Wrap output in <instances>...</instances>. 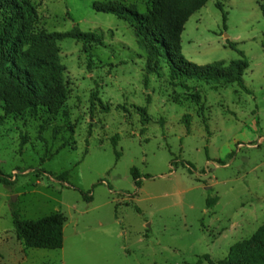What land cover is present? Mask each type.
Returning a JSON list of instances; mask_svg holds the SVG:
<instances>
[{
	"label": "rangeland",
	"instance_id": "rangeland-1",
	"mask_svg": "<svg viewBox=\"0 0 264 264\" xmlns=\"http://www.w3.org/2000/svg\"><path fill=\"white\" fill-rule=\"evenodd\" d=\"M30 1L37 32L77 27L103 40L58 43L68 96L56 115L0 108V171L14 182L0 183V264H218L264 250V0H213L182 35L188 63L245 60L246 89L173 80L166 63L149 73L129 23L93 9L113 1L143 13L150 0ZM207 199L218 202L207 209ZM14 209L22 220L62 214L63 249L27 248Z\"/></svg>",
	"mask_w": 264,
	"mask_h": 264
},
{
	"label": "trees",
	"instance_id": "trees-1",
	"mask_svg": "<svg viewBox=\"0 0 264 264\" xmlns=\"http://www.w3.org/2000/svg\"><path fill=\"white\" fill-rule=\"evenodd\" d=\"M211 1L213 0H150L143 13L136 5L126 6L113 1L96 2L93 9L129 23L140 48L146 53L149 73L157 72L161 64L166 63L173 80L182 78L236 84L246 89L244 75L249 65L245 60L232 61L229 66L218 63L200 67L188 63L183 56L182 35L187 22ZM216 7L223 15L226 27L228 14L224 5L218 2ZM0 12V108L5 111L6 116L27 111L37 115L41 109L56 115L68 96L64 69L59 64L58 43L72 39L91 49L102 43L103 36L96 32L84 33L77 27L68 33L37 32L35 27L38 12L30 0H0ZM231 48L235 46L231 45ZM104 110L108 112L109 108ZM136 110L146 125V108ZM184 120L189 126L190 117L186 116ZM57 133L55 131L54 134ZM111 140L113 146L117 147L120 137L116 135ZM120 157L121 153L117 152V158ZM131 173L135 186L139 187L138 169L134 168ZM57 179L68 183L70 174L64 172ZM0 183L9 187L14 185L12 177L5 176L1 171ZM84 199L92 201L88 195H84ZM217 202V199H207V209L214 207ZM12 217L16 237L27 248L50 251L63 249L65 218L62 214L49 215L39 220H22L14 209ZM202 259L210 261L208 255L201 257ZM197 264H201V261ZM218 264H264V250L253 249L237 262L230 259Z\"/></svg>",
	"mask_w": 264,
	"mask_h": 264
}]
</instances>
